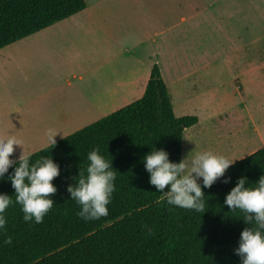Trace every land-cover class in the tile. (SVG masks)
I'll list each match as a JSON object with an SVG mask.
<instances>
[{"label":"crops","instance_id":"1","mask_svg":"<svg viewBox=\"0 0 264 264\" xmlns=\"http://www.w3.org/2000/svg\"><path fill=\"white\" fill-rule=\"evenodd\" d=\"M243 1L85 0L81 11L0 48V135L38 151L50 144L48 128L65 137L115 111L145 89L157 64L171 102L174 95L198 118L194 141L210 136L246 155L263 148L264 15H246ZM207 31L215 41H195ZM121 56L127 65L117 72Z\"/></svg>","mask_w":264,"mask_h":264},{"label":"trees","instance_id":"2","mask_svg":"<svg viewBox=\"0 0 264 264\" xmlns=\"http://www.w3.org/2000/svg\"><path fill=\"white\" fill-rule=\"evenodd\" d=\"M85 8V0H0V48L65 19ZM195 115L177 117L157 64L150 69L143 94L135 101L33 153L32 160L52 156L60 172L52 183L53 207L42 223L25 222L14 189L0 178V193L13 203L0 231V264H239L234 252L245 224L240 213L223 204L241 176L254 185L264 174V147L238 160L203 188L206 211L168 205L149 183L143 156L164 148L169 159H181L183 132L196 124ZM99 148L112 159L115 191L108 214L85 221L70 199L67 185ZM6 236L12 237L5 244Z\"/></svg>","mask_w":264,"mask_h":264},{"label":"clouds","instance_id":"3","mask_svg":"<svg viewBox=\"0 0 264 264\" xmlns=\"http://www.w3.org/2000/svg\"><path fill=\"white\" fill-rule=\"evenodd\" d=\"M58 133L61 132L55 128L46 130L52 147ZM15 146L23 149V141L17 135H0V178H4L12 166L7 179L14 189L15 203L20 205L25 222L39 224L53 207L52 196L57 188L52 181L59 175L60 167L52 156L44 155L33 161V152L24 149L17 159H12ZM190 153L173 162L164 148L155 147L142 160L149 173V183L155 191L163 193L168 205L204 213L203 188L211 187L218 178L224 177L225 171L237 158L212 150L195 152L191 156ZM87 161L86 167L79 169L66 189L70 199L79 206L77 215L85 221L108 214L107 206L115 191L116 179L112 159L102 155L99 148L87 153ZM230 180L231 177H224L223 182L229 183ZM247 181L246 176L239 177L226 193L223 204L228 206L229 212H239L237 218L250 225L241 230L238 246L234 249L240 257L239 264H264V174L254 185H248ZM12 203L8 194L0 193V231L5 230L6 209ZM4 243L11 244L12 237L6 236Z\"/></svg>","mask_w":264,"mask_h":264},{"label":"rangeland","instance_id":"4","mask_svg":"<svg viewBox=\"0 0 264 264\" xmlns=\"http://www.w3.org/2000/svg\"><path fill=\"white\" fill-rule=\"evenodd\" d=\"M229 0H219V2L217 3V8H221L222 4L224 2L228 3ZM238 2L243 1V0H236ZM250 2H253V8H248L247 5H250ZM243 10L244 13L246 15H254V16H263L264 15V0H244L243 1ZM235 4V3H234ZM232 7H234V5L232 4ZM217 38L215 33H209L204 32V34L201 36H197L195 41H199L200 39H202V41H207V42H213L215 41ZM196 46H198V43H195ZM125 64L123 56L119 57L116 59L115 61V67L117 68V72L118 71H123ZM132 66H134V61H132ZM164 77L165 79L170 83L171 81V74L170 72H164ZM144 88L138 87L137 91H132L131 94L128 96H126V98L124 100H120L118 102L115 103L114 109H119L133 101H135L136 99H138L141 95ZM172 103H173V107H174V113L175 116L180 117V116H184V115H194L192 114L190 111H188V105L185 104H177L176 102V97L173 95L172 97ZM107 114H99L97 119H100V117L105 116ZM67 132H72V131H67ZM190 129H186L183 132V144H182V150H181V159L184 158L190 151L191 153L189 154L190 156L192 154H194L195 152H199V151H204V150H212V151H216L218 153H222L225 154L227 156H230L232 158H237L236 160L240 159L241 157L245 156L248 152V149L245 148H239V147H230L226 142L222 143V144H218V145H213L210 143V136H208L207 141H205L204 144H202V141H194L193 140V136L192 133H190ZM59 135L60 138H62V134L60 133ZM199 135V134H198ZM59 139V138H58ZM31 152H35L37 150H29ZM22 152V150H15L14 153L11 155L12 159H17L18 156L20 155V153ZM235 160V161H236Z\"/></svg>","mask_w":264,"mask_h":264}]
</instances>
